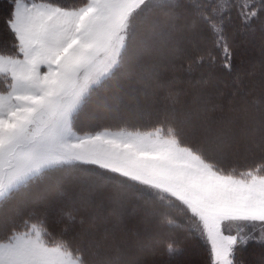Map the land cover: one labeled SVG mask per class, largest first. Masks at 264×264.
Listing matches in <instances>:
<instances>
[{
  "label": "snow or ice",
  "instance_id": "1",
  "mask_svg": "<svg viewBox=\"0 0 264 264\" xmlns=\"http://www.w3.org/2000/svg\"><path fill=\"white\" fill-rule=\"evenodd\" d=\"M8 2L10 9L2 18L8 39L0 41V264H81L82 256L75 255L78 247L72 244L78 233L72 240L66 239L63 229L53 233L43 214L49 194L61 191L65 179L81 165L170 193L190 213L210 264H249L238 255L252 244L264 249V136L247 143L243 151L209 159L182 143L171 125L167 133L163 124L145 131L81 132L74 120L88 81L120 63L135 38L137 14L149 11L148 0H84L72 6L59 0ZM154 4L166 19L163 27L159 20L152 22L153 35L164 39L173 55L166 70H174L177 60H188L190 68L203 66L206 61L193 43L198 37L210 39L215 50L208 51L209 67L219 51L222 66L230 71L227 28L233 7L244 28L258 22L264 30V0H154ZM152 48L144 40L140 54H150ZM236 82L239 87L233 95L252 96L246 103L257 113L264 112V96H254L255 89L246 88L242 78ZM172 83L174 79L168 81L169 88ZM168 96L177 102L171 91ZM228 139L221 134L213 142ZM57 171L62 174L50 183ZM91 207L98 211L102 205L85 197L74 211L88 212ZM67 220L75 228L73 213ZM86 220L94 227L95 213L80 218L79 226ZM160 223L170 237L183 227L170 219ZM174 244L173 240L166 248L170 257L181 254ZM105 264H118V259ZM251 264H264V252Z\"/></svg>",
  "mask_w": 264,
  "mask_h": 264
},
{
  "label": "rangeland",
  "instance_id": "2",
  "mask_svg": "<svg viewBox=\"0 0 264 264\" xmlns=\"http://www.w3.org/2000/svg\"><path fill=\"white\" fill-rule=\"evenodd\" d=\"M151 4H154V0H148V3L146 5L147 9ZM233 9V12L235 13L234 23H237V27L231 28L230 25L227 30L231 33V53L232 56L234 55L235 69L233 72H229L230 74L226 72L227 76H224L225 74L223 75L222 81H220L221 83L219 84L223 89L219 88L218 92L215 94L217 95L215 96L217 99L223 98V103L218 101L215 102L213 99H211L209 102V100L207 101V98H205V96L199 95L200 90H198V88L204 89L213 86L214 80L210 85V75L207 79L199 80V78H197V73H194V75H192L193 78L191 81L181 84L182 87H187V90L190 91L187 98L188 106L185 107V110L179 111L181 115L178 117L181 119L182 123L180 124L178 120L176 121L175 119H177V117H175L174 115V117L172 115L168 116L170 119L171 117H173L172 119L177 122L179 128L178 130L182 133V136L184 135L186 139L193 142L194 146H197L200 151H203L204 155L209 159H218L219 155L224 152L233 153L236 150L243 151L247 143H250L253 140H258L260 139V137L264 136V112L257 113L254 109H252L250 104L246 103L247 101H251L252 96L240 97L237 95H233V93L237 92L239 87L236 82L237 77L242 78V76H244V86H246V88H254V96H264V92H262V90L259 91L261 89L260 86L264 85V30L261 29L258 22L254 25L252 24L250 28H244L236 15L235 8ZM155 13L156 12H152V10L147 12L141 10V12L137 14L136 20H134V23H136V31L139 28V35L137 39V46L135 47V54H133V61L135 63L137 71L140 67L138 64L141 63V74L135 75V73L133 72V66V68H131V70H128V72L119 73L115 80L110 85H108L106 90H102L99 92H97L96 85L100 83L112 71L107 74H95V76H93L88 81L87 88L83 92L81 105L86 101V97L88 95L92 93L93 94L89 98V100H87L88 102L84 106L85 109L83 108L81 110L82 112L79 114V118L77 119L79 120V122L81 120V122L85 123L86 126H92L95 125L94 122H98L102 119H110L121 116L128 118H140L141 116H146L148 114V111H150V109L152 108V104L155 101L154 97H156V95L153 93L154 91L151 90V85H154L153 75L158 77L166 74V72L163 73L164 68L162 67L166 65V58L169 55H172L168 50L167 42L164 39L157 38L153 35L154 29L152 22L154 20H159L161 22L160 26L163 27V22L166 19L162 9H158L157 14ZM194 38H196V40L199 39L198 37ZM257 39H259L258 43H256ZM144 40H148L150 43H152L153 48L150 54L141 55V42ZM143 63H146L147 66L145 67ZM239 65L243 66L241 68V75H238L235 71L238 70ZM192 71L195 70L191 69V72ZM83 75L84 74L82 73L80 78L81 84L84 83ZM143 75L145 79H143ZM205 80L209 82L207 84H204L202 81ZM97 81L99 82L97 83ZM131 81L132 83H130ZM127 82L130 84H128L129 87L127 86ZM232 84H234V86L230 88ZM160 85H163V83L159 81L156 89H160V91L162 90L161 94H166L165 85H163V87H161ZM188 87H190V89ZM158 99V106L160 104H164V101H160L161 98L158 97ZM232 103L234 104L232 105ZM206 104L208 105L203 111L200 107ZM223 104H226V107H228V104L232 105V110L230 108L228 110H225L220 107ZM198 108L201 109L200 113L205 112L206 114H209H207V116H204L202 114L198 115ZM210 113H212L213 115H210ZM163 114L168 115L167 112L163 111L159 112L158 114L153 113L152 115ZM205 119L208 121V123L204 122ZM102 129L105 128H100L98 130ZM251 129H256V131H251ZM112 130L115 131L119 129L112 128ZM94 131H97V129H94L91 132ZM165 133H167V131H165ZM221 134L227 135L229 137L228 141L223 144L214 143L213 141H216L217 138L221 136ZM180 140H182V138H180ZM85 173V171H76V173L71 172V177L66 178L64 183L62 184V190L49 194L48 203H46L44 206H46V208H50V216L53 218L55 217L54 221L56 220V222H58L59 220L61 221L64 218V214L68 215L70 210L74 211L76 208H81L84 204V198L86 197L93 203V205H102V208L98 211H96L95 207L89 208V211L93 210V212L91 213H95L96 223L102 221V224H105L106 226H104V228H98L97 231H94L96 233V237L99 238V240L105 239L109 243V245H111V247L115 245L112 251L113 254L110 255L111 260H117L119 256H122L119 251H122L123 246H130L131 251L135 253L139 260L137 264H150L148 263L150 260L146 262V257L142 259V253L143 255L149 254L152 257V254L154 252H151V247L146 248V246H150L146 244L150 243L155 246L157 244L158 237L156 236V234L155 236H151L150 230L146 229H150L149 225H156L157 223H146L144 221H141V226L138 229L140 230V232H138V234H135L134 232L130 233L127 230L121 232V224L116 221V217L110 218V216L107 214L108 211H106L108 208L107 206H110L111 208L113 207L112 209L119 208L117 210L119 214L121 213L124 216H128L130 214L132 216V214H136L135 212L140 210V208L135 204L130 205V209L125 208V205L118 206V203H116L118 207H114L111 204L121 201L120 199H122V201H125V199L127 200L128 195L135 194L132 192V190H129L128 188L121 185L120 182H106L104 180L107 183L106 184L101 179H94V177L89 178L85 176ZM88 174H90V176L92 175V173L89 171ZM56 179L57 178L50 179L49 182H54ZM148 188L151 191H160L154 188L151 189V187L149 186ZM159 194L171 195L170 193L162 191H160ZM122 207H124L125 210H123L124 208ZM5 211L8 210L6 209ZM143 214H146V216H151L150 212L148 211H145V213ZM158 214L159 213L155 211V216H158ZM138 216L139 217L137 221L140 222V220H142V217L140 215ZM157 218L159 220V224H161V220L159 219V217ZM85 224L86 222L84 223V225ZM52 227L55 228L54 225ZM144 227L146 229H144ZM83 229L88 230V227L84 228L83 226ZM84 230L82 231L84 236H87L91 244L94 245L96 240H94V238L90 234V231ZM65 232L69 233L68 230ZM66 236L71 237L70 235ZM132 240L137 242V244H133L134 241ZM138 241H141V244H139ZM134 245H137V247H135ZM92 248L94 249V247ZM141 248H144L145 250L142 251ZM195 252V256H193L194 252H192L193 257H191L194 259V261L201 262L203 258L199 255V252ZM135 255L133 254V256ZM86 256L89 257L88 262L94 264L92 260L95 257L94 252L91 250L86 254ZM125 256H127V259L129 258V255L123 254V258ZM106 260L108 259L104 258L102 261ZM151 260L153 259L151 258ZM124 261H126L125 258ZM121 262L122 260L119 263ZM154 262H156V260H154Z\"/></svg>",
  "mask_w": 264,
  "mask_h": 264
},
{
  "label": "trees",
  "instance_id": "3",
  "mask_svg": "<svg viewBox=\"0 0 264 264\" xmlns=\"http://www.w3.org/2000/svg\"><path fill=\"white\" fill-rule=\"evenodd\" d=\"M60 3L68 5V6H72L73 4H80L83 3L84 0H59ZM233 2H235L233 0ZM234 8V7H233ZM232 8V24H231V28L232 27H237V23L235 24L234 19H235V13L233 12ZM10 9V4L8 2V0H0V41H4L7 40V34L5 33L4 30V26H3V20L2 18L7 15L8 11ZM148 9H150L149 11L152 10V12H156L155 14H157V10L161 9L160 7L156 6L155 4H151ZM142 18V17H141ZM159 18V17H158ZM141 20V19H140ZM139 20V22H140ZM257 22H254V24H256ZM138 24V22H137ZM139 29V28H138ZM138 29L135 32V38L131 39L129 42V46L126 50V52L124 53V55L121 58L120 63L112 70V72L106 76L100 83H98L96 85V89L97 92L102 91V90H106L108 85H110L115 78L117 77V75L119 73L122 72H128V70H131V68H133L134 66V73L135 75H140L142 70H140L142 68L141 63L138 64L139 70H136L135 67V63H134V55L135 54V47L137 46V39H138ZM234 29V28H233ZM256 33V32H255ZM231 33L227 30V43L230 46V50L232 52V46H231ZM195 47L199 50V55H202L204 57V60L206 61L203 66H192L190 68V64L188 60H177L174 61L176 63V68L174 70L168 68L166 70L165 65L162 67L164 68V72H166V74H163L162 76H155L154 77V85H151V90L154 91L153 93L156 95V97H154L155 101L152 104V108L150 109V111H148V114L146 116H141L140 118L138 117H134V118H128V117H116V118H110V119H102L99 120L98 122H94L95 125L92 126H86L85 123H82L81 120L79 122V120H77L79 118V114L82 112L81 110L84 108L85 104L88 102L87 100H89V98L92 96V94L88 95L86 97V101L83 102V104L79 107L76 115L74 116V120L76 122L77 127L80 129L81 132H91L92 130H98L100 128H107V129H128V130H148L151 129L153 127H156L158 125L163 124L164 126V130L167 131L168 127L171 125L172 127L177 129V134L179 135V138H182V142H185L187 144L193 145L192 147L195 148L196 150L200 151L198 149V147L194 146L193 142H191L190 140L186 139L184 137V135L182 136V133L178 130V124H177V120L181 122V119L178 117L181 114L179 113V111L185 110V107L188 106L187 104V98H188V94H189V90H187V87H182V83L184 82H188L192 80V75H194V73H197V78H199V80H204L207 79L208 76L210 75L211 80H210V85L212 84V81L214 82V85L216 86H210L208 88H198V90H200L199 95L205 96V98H207V101L211 99H213L215 102H221L223 103V98L222 99H217L215 95L220 87V81H222V77L227 76L226 72L228 74H230L229 72H233L234 71V55L232 56L231 53V70H227L225 67L222 66L223 63V56L221 54V52L216 51L215 55H216V62L212 67H209L207 60H208V51L212 50V43L210 39H206L204 41H201L200 39L196 40V38H194L193 40ZM259 42V39H257L256 43ZM193 47V45H189V49L191 50ZM213 51H215L213 49ZM195 54V53H194ZM173 60V56L169 55L166 58V65L169 64L170 61ZM143 65L146 67L147 64L143 63ZM155 65V64H153ZM152 65V66H153ZM217 66V67H216ZM215 67V68H213ZM242 65L238 66V70H235L237 72V74L241 75L242 74ZM191 69H194L195 71L191 72ZM191 73V74H190ZM220 74V75H219ZM137 79V76H136ZM143 79L144 75H143ZM174 79V83H172L171 87L169 88L168 86V81L169 80H173ZM244 79V76H242V80ZM198 80V79H197ZM162 82L163 85H165L166 87V94H161L160 89H156L157 88V84L158 82ZM203 82V81H202ZM132 83V81L130 82ZM198 83V82H197ZM128 82H127V86H128ZM152 84V83H151ZM235 84V83H234ZM234 84H232L230 86L233 87ZM130 85V84H129ZM150 85V84H149ZM110 87V86H109ZM129 87V86H128ZM204 87V86H203ZM186 88V89H185ZM190 89V87H188ZM260 90H262V92H264V85L260 86ZM223 89V88H222ZM158 90V91H157ZM225 90V89H224ZM169 91H171L174 95L177 96V102L176 103H172V101L170 100L168 93ZM200 96V97H202ZM211 96V97H210ZM240 96V95H237ZM161 98L160 101H164V104H160L159 106L157 104H159V102L157 100ZM242 97V96H240ZM217 99V100H216ZM167 102V103H165ZM234 103H232L233 105ZM203 105L202 107H200L203 111L205 110V107L207 106ZM232 105L228 104V107H226V104L221 105L220 107H222L225 110H228L229 108L232 110ZM246 106V105H245ZM198 108V115H204L207 116V114L209 113H200L201 109ZM85 109V108H84ZM190 109V108H188ZM240 109V108H239ZM221 110V109H219ZM167 112V114H163V115H152L153 113L158 114L159 112ZM220 112V111H219ZM169 115H174L175 117H177V119L173 120L171 117V119L168 117ZM210 115H213L212 113H210ZM215 115V114H214ZM228 115V114H227ZM203 117V116H202ZM78 121V123H77ZM205 123H208V121L205 119L204 120ZM93 123V124H94ZM186 134V133H184ZM196 143V142H195ZM94 167V168H93ZM68 166H65V170H67ZM91 170V171H90ZM76 171H85L86 173L84 174L85 176L89 177V178H93L94 179H101V180H105L106 182H120L121 185H123L124 187L128 188L129 190H132V192L135 195H128L127 200L125 199V201H122V199H120L121 201L118 202H114L113 205L114 207H118L120 206H124L127 209H130V205L135 204L137 207L140 208L139 211L135 212L136 214H132V216L129 214L127 215H122L121 213L119 214L117 212V210L119 209H112L110 206H107V214L110 216V218H114L116 217V221H118L121 228V232L127 230L128 232H134L135 234L138 232H140V230H138L141 226V221H144L146 223H157L156 225H149L150 229H146L144 227V229L146 230H150V235L151 236H156L157 238V244L154 246L152 244H146V245H150V247L152 248L151 252H154L151 255L149 254H145L143 255L142 253V259H144L146 257V262H148V260H150L148 263H157V264H210V260H209V255L207 252V249L205 247V245L202 243V241L200 239L197 238L195 232H194V225L193 222L190 220V213H188L187 208L185 207V205L178 199H176L173 195H160L159 192L160 191H151L148 186H143V185H136L133 182L129 181V180H125L121 177H115L113 176L110 172H106L104 170H101L95 166L92 165H81L78 166L76 168L75 171H72L73 173H76ZM88 171L92 173V177L90 176V174H88ZM62 173L60 171H57L56 173L51 175V179L53 178H59V176ZM104 181V182H105ZM105 182V183H106ZM107 184V183H106ZM148 189H147V188ZM152 189V188H151ZM143 194L141 199H138V194ZM116 203H118V206L116 205ZM75 206V205H73ZM135 206V207H136ZM122 207V208H124ZM125 208L123 210H125ZM43 214L44 217L47 219L48 222V226L51 229V231L53 233H60L61 230L63 229L64 231H69V233L65 232L66 235H70L71 237H67L66 239L72 240V238L75 236L76 232L78 233V235L76 236V238L72 241L73 247L77 248L78 247V251L76 253V255H80L82 256V260L81 263L82 264H91L89 261V257L86 256V254L89 251H93L95 257L92 259L94 264H105L106 261L111 260L110 255L113 254V248L115 245H113L111 247V245H109V243L105 240H99V238L96 237V233L94 231H97L98 228H104L105 224H102L101 222H97L95 223L94 227H89L88 221L86 220V226L83 224L82 226H79L78 221L80 218H85L87 219V217L92 214L91 212H93V210H88V212H84V211H80V212H75L70 210L69 213H73L76 216V220H77V224L75 226V228H73L71 222H69L67 220V214H64V218L58 222H56V220L54 221V218L50 216V208H46V206H43ZM78 209V208H76ZM145 211L150 212L151 216H146ZM155 211H157L159 214L158 216H155ZM66 212V211H65ZM68 213V212H67ZM68 213V214H69ZM142 213V214H141ZM138 215H140L142 217V220H140V222L137 221L138 219ZM154 215V216H152ZM161 220L162 218L164 219H170L173 221L174 224H182L183 227L182 228H176L175 232L176 235L175 236H167L164 232L168 231L166 225H161L159 224V220L158 218ZM136 220H134V219ZM156 222H155V221ZM88 224V225H87ZM54 225L55 228H53L52 226ZM109 225V224H107ZM133 227H132V226ZM83 226L84 228L88 227V230L85 229L86 231H90V234L92 235V237L94 238L95 243L94 245L91 244L89 238L87 236H84L83 234ZM143 226V225H142ZM106 227V226H105ZM110 227V226H108ZM67 229V230H65ZM84 230V231H85ZM142 232V231H141ZM83 236V238H82ZM102 236V235H99ZM103 238V237H102ZM173 240L175 241V244L173 245L174 247L178 248L181 250V254L177 255L175 257H170L167 253H166V248L168 247V245L170 243L173 242ZM134 241V240H132ZM139 244H141V241H138ZM133 244H137V242L134 241ZM135 246V245H134ZM144 246V245H143ZM141 246V247H143ZM94 247V249L92 248ZM137 247V245L135 246ZM122 248V247H121ZM148 248V247H146ZM101 249V251H100ZM142 249V248H141ZM199 252V255L203 258L201 262L198 261H194V259L192 258L193 256H195L194 254H196V252ZM103 252V254H102ZM192 252L193 256H192ZM261 252H264V249L259 248L258 246L252 244L249 245L247 250L244 251L242 254L238 255V259H244L245 261H248L249 264H251L252 261H259L261 260ZM119 253L122 256L118 257V264H137V262L139 261L137 256L135 255V253H133V251H131V247L130 246H126L122 248V251H119ZM251 253V254H250ZM123 254L125 255H129V258L127 259V256H125L124 258L126 259V261H124L123 258ZM133 254L135 256H133ZM141 254V253H140ZM156 255V257H155ZM105 256V257H104ZM139 256V255H138ZM192 256V257H191ZM257 256V257H255ZM104 258L108 259L106 261H102ZM151 258L153 260H151ZM122 260L121 263H119ZM154 260H156V262H154ZM93 264V263H92Z\"/></svg>",
  "mask_w": 264,
  "mask_h": 264
}]
</instances>
